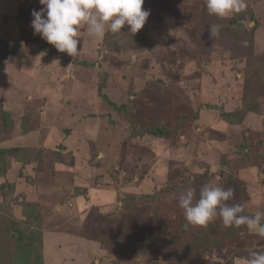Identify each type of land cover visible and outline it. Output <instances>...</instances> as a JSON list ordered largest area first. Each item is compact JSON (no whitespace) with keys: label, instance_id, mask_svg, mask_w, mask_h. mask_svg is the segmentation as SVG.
<instances>
[{"label":"rangeland","instance_id":"374dc122","mask_svg":"<svg viewBox=\"0 0 264 264\" xmlns=\"http://www.w3.org/2000/svg\"><path fill=\"white\" fill-rule=\"evenodd\" d=\"M245 2L220 18L205 0H145L140 48L82 25L72 57L34 34L39 0H0V149L32 155L0 162V264H244L264 252L257 230L219 216L194 226L179 206L213 184L234 189L242 215L264 213V0ZM207 21L221 26L211 39Z\"/></svg>","mask_w":264,"mask_h":264},{"label":"clouds","instance_id":"9594fccd","mask_svg":"<svg viewBox=\"0 0 264 264\" xmlns=\"http://www.w3.org/2000/svg\"><path fill=\"white\" fill-rule=\"evenodd\" d=\"M43 6L32 11L34 34L40 35L59 52L74 57L78 54L80 28L86 26L89 36L102 38L106 29L112 33L121 32L125 26L133 36L146 25L150 10L144 9L145 0H39ZM210 15L226 18L247 7L245 0H205ZM220 25L208 27L209 38L219 33ZM55 63V62H54ZM71 65H69L70 67ZM234 189L207 184L196 191L188 188L179 197V206L184 210L187 222L194 226H206L219 216L225 226L257 230L264 235V213L254 216L242 215L243 203H227L233 199ZM244 264H264V252L252 251L243 258Z\"/></svg>","mask_w":264,"mask_h":264},{"label":"trees","instance_id":"16d2710c","mask_svg":"<svg viewBox=\"0 0 264 264\" xmlns=\"http://www.w3.org/2000/svg\"><path fill=\"white\" fill-rule=\"evenodd\" d=\"M194 1V0H193ZM214 16V15H213ZM216 17V16H215ZM244 20V19H243ZM213 24V22L212 21H207L205 24H203V26L205 27V30H207L208 31V27L210 26V25H212ZM127 31H129L128 29H126V28H124L121 32H119V33H112V32H109V34L107 35L106 34V39L107 40H110L111 39V41H109L108 42V44H106V46L107 45H120L121 47H123L124 45L125 46H127V47H129V46H132V48H133V45L131 44H128V45H126L127 43H125V40L127 39L126 37H127ZM131 34V33H130ZM132 35V34H131ZM142 35V33H138V34H135L134 36L132 35V38H136V40L137 41H134V43H135V45H136V43H138L139 42V40L142 38H140L139 39V37ZM129 36V35H128ZM142 36H144V35H142ZM145 37V36H144ZM139 39V40H138ZM27 42H28V40H27ZM237 43V42H236ZM115 45V46H116ZM135 47V46H134ZM136 47L137 48H140L141 47V44H139V45H136ZM101 90V89H100ZM102 91V90H101ZM98 95H100L99 94V92H98ZM101 97V96H100ZM102 97H103V99H105L106 101H110L105 95H102ZM112 102V104L114 105V106H119V105H117L116 104V101H114V100H111ZM113 109V108H112ZM232 115H230V117H231ZM230 117L229 116H227V121H229L230 122ZM26 118V117H25ZM231 122H233L234 124H236L237 123V121L235 120V119H233V120H231ZM239 123V122H238ZM237 123V124H238ZM150 134H152V135H155V136H167L168 134H170V132L168 131V130H166L165 128H162V127H156V129L155 130H152V131H150L149 132ZM23 153H25L26 154V152L24 151H22V150H20V148H14V149H12V148H8V149H0V160L1 159H3L2 161H0V162H4L5 161V158H8V157H14L15 159H17L18 161H20V162H22V163H24L25 162V159L26 158H28L29 159V161L31 160L32 161V155L29 153V154H27L26 156H24L23 155ZM22 156H24V157H22ZM0 170H2V169H0ZM1 173V172H0ZM138 198H141V196H137ZM122 201H124V203H125V205H126V200L125 199H123ZM128 205H130V203H128ZM127 206V205H126ZM129 206H127V208H128ZM254 233H255V230H254ZM190 243H191V245H190ZM198 244L199 243H197V242H189L187 245H186V243H183L182 245H181V247H180V249L181 248H183V247H189L191 250H194L195 249V247L196 246H198Z\"/></svg>","mask_w":264,"mask_h":264}]
</instances>
